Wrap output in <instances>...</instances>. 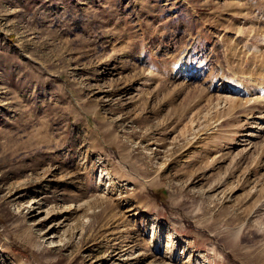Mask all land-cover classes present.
Segmentation results:
<instances>
[{
  "label": "rangeland",
  "instance_id": "1",
  "mask_svg": "<svg viewBox=\"0 0 264 264\" xmlns=\"http://www.w3.org/2000/svg\"><path fill=\"white\" fill-rule=\"evenodd\" d=\"M0 264H264V0H0Z\"/></svg>",
  "mask_w": 264,
  "mask_h": 264
},
{
  "label": "bare ground",
  "instance_id": "2",
  "mask_svg": "<svg viewBox=\"0 0 264 264\" xmlns=\"http://www.w3.org/2000/svg\"><path fill=\"white\" fill-rule=\"evenodd\" d=\"M238 81V80H237ZM236 82V81H235ZM234 81H230V83H228V84H230V86H231V88L229 89L230 91H232V92H235V91H237V90H239V89H241L240 87H241V85L243 84L242 82H240V83H235ZM242 90V89H241Z\"/></svg>",
  "mask_w": 264,
  "mask_h": 264
}]
</instances>
